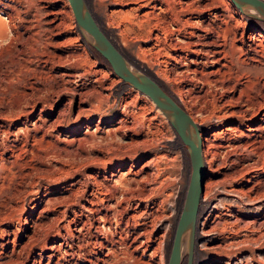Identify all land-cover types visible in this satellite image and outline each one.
<instances>
[{
    "label": "rangeland",
    "instance_id": "1",
    "mask_svg": "<svg viewBox=\"0 0 264 264\" xmlns=\"http://www.w3.org/2000/svg\"><path fill=\"white\" fill-rule=\"evenodd\" d=\"M86 2L100 26L132 63L158 81L169 95L186 104L196 118L201 116L196 112L197 107H211L215 97L220 96L222 91L211 86L206 100L196 98L192 95V83L177 74L172 61L162 56L165 44L157 47L154 33L159 31L163 36L166 30L156 19L163 12L160 17L165 15L169 19L172 11L167 7L160 11V7L165 8L161 0ZM181 3L184 8L189 6V10L182 12L183 16L229 28L230 40L243 49L244 55L235 53L241 54L245 61L232 64V73L227 76L233 78L237 72L250 70L251 87L243 97L260 99L264 95V29L248 21L232 0H175L180 10ZM140 4L144 7L138 8ZM147 11L149 16L145 15ZM254 43L257 51L249 46ZM120 80V76L98 61L82 40L68 0H0V109L13 114L9 120L1 119L0 125L9 124L11 139L18 133L24 140L25 133L28 136L24 143L27 150L21 153L15 165L0 166V201L15 193L13 200H7L10 204L3 205L1 211L17 207L21 208L17 211L23 217L34 216L37 212L26 207L44 205L48 209L43 210L42 218L46 219L60 207V202H80L76 191L84 188L89 197L91 191L104 197L99 201L94 196L90 206L108 213L110 224L106 221L104 226L108 238H114L112 264H166L189 181V156L165 116L156 112L155 103L143 91ZM32 85L38 87L32 88ZM46 96L52 100V107L42 111L39 104L34 107L37 97ZM207 99L210 101L206 104ZM78 100L84 101L85 108L99 106L91 122L84 118L79 128L74 124L55 129L49 126L63 105L69 107L65 117L76 115ZM24 110L26 114L22 113ZM149 115L153 116L150 126ZM120 118L125 119L124 123L134 124L136 131L117 130L113 144L145 141L137 144L132 156L131 147L122 146L126 150L123 153L108 150L107 139H103L105 131L116 128ZM97 122L98 130L95 129ZM221 122L211 117L198 126L201 131L210 132ZM235 123L238 122L235 120ZM0 139L4 140L2 135ZM151 157L156 165L152 161L147 164V170L126 175V180H130H124L123 184L131 185L128 189L119 185L116 175H111V172H125L132 163L136 170L142 161ZM122 163L125 164L122 166ZM205 167L207 181L210 173L206 164ZM150 176H154L153 179ZM104 179L113 186L106 194L100 193L101 186L95 183ZM247 185L244 179L233 184L238 189H246ZM206 189L204 183L196 218L192 264H264V221L261 219L264 198L253 200L247 194L227 191L220 185ZM114 205L121 206L118 223L114 222ZM95 213L94 210L88 220L94 222ZM100 235L105 236L103 232ZM185 263L183 256L180 264Z\"/></svg>",
    "mask_w": 264,
    "mask_h": 264
},
{
    "label": "bare ground",
    "instance_id": "2",
    "mask_svg": "<svg viewBox=\"0 0 264 264\" xmlns=\"http://www.w3.org/2000/svg\"><path fill=\"white\" fill-rule=\"evenodd\" d=\"M161 1L165 8L160 7V11L163 12L166 7L172 11V16H170L169 19H167L165 15L160 17L164 12L159 13L158 18L154 15V17L157 18L156 23H162V27L161 25L160 27L166 30L163 36L159 31L154 33L157 47H159V44H165L163 46L165 51L162 56H166L168 60L172 61L177 74L183 75L184 78L192 83V95L196 98L206 100L209 96L208 91L211 86L212 88L218 87L220 91H222L220 96H214V101H212L213 99L211 100V107L199 106L196 108V112L201 114L200 118H196V115L188 109L186 104H181L196 125L201 121L209 120L211 117H217L222 120L220 125L210 132H203L198 126L202 158L204 165L206 164L208 166L210 173L209 179L206 181L207 178H205L204 180L205 188L211 190L212 186L215 185L216 187V185H220L224 190H236L247 194L253 200L259 199L260 197L264 198V95L260 99L256 96H254L256 98L243 97L247 88L251 87L249 81L250 70L237 72L233 78H230L232 73H230V70L234 66H232V64L238 65V63L245 61L241 55H244L243 49L241 47L238 48L230 40L231 37H229L228 27H223L221 24L209 20L203 21L197 19L193 21L190 15L183 16L182 13L184 10H189L188 5L184 8V4L181 3L180 10L175 6V0ZM141 7H144V5H138V8ZM154 7L155 6L152 5V8ZM195 10L197 9L195 8ZM215 14H213L214 18H217ZM145 15L149 16V12L147 11ZM250 36L255 35L251 34ZM161 41L163 43H159ZM249 46L257 51V45L255 43ZM235 51L241 54L238 52L235 53ZM139 69L143 71L141 67ZM228 74H230L229 77L227 76ZM251 82L253 84V81ZM36 87L38 86L33 87L32 85V88ZM45 88V90L49 91L48 87ZM31 90L34 92L36 91L34 89ZM208 100L209 99H207L206 104ZM78 101L76 115H68L65 117V114L69 111L67 110L69 107L67 108L63 105L56 111L55 117L49 123V126L55 129L64 124H74L79 128L84 118H86V121L91 122V116L94 112H98L99 106L85 108L82 106L84 101ZM184 102H186V100ZM38 104L40 105V111L44 110L45 107L53 106L52 100L48 96L37 97L33 105L35 107ZM151 107L152 105L150 103L149 111ZM26 110L22 111V113L26 114ZM156 112H161L158 107L156 108ZM12 115L13 114L6 111V109H0V120H9ZM152 117V115H149V126ZM235 120L238 122L237 124ZM123 121H125V119L120 118L116 128L106 130L103 139H107L106 148L108 150L115 149V151H122L123 153L126 151L123 150L124 146L126 148L127 146L131 147L132 152L129 154L132 156V154L136 152L135 148L136 146L138 147L137 144H142L145 141L142 140V142L137 139L124 142L123 144H121V142L113 144L112 139L117 130L130 129L136 131L134 124L124 123ZM96 124L97 126L95 129L98 130L100 125L98 126V122ZM19 131L20 130H18V132ZM26 131L28 132V129H26ZM10 134L11 129L9 124L0 125V136L2 135L4 138V140L0 139V166L4 164L7 166L8 163H12L13 166L23 152L27 150L24 144L28 141L26 133V140H24L22 136L20 137L19 133L15 135L16 137L14 139H11L9 138ZM152 161H154L152 157L142 161L136 170L134 169L135 163H132L124 169L125 172L122 171L120 174L111 172V175H116L115 180L117 179L119 185L123 186L124 180L127 179L126 175L133 176V174H137L140 171L143 172L147 164L150 162L152 163ZM124 164L125 163H122V166ZM156 164L155 162V165ZM133 178L135 180V177ZM105 179L103 181L95 180V183L101 186L99 192L103 194L111 190L112 186L111 184L108 185ZM239 179H244L246 181L248 184L246 189H238L233 186L234 182H237ZM109 180L111 179L109 178ZM129 180L126 181L128 182ZM144 180H147V178L145 177ZM128 185L124 186L127 187ZM83 189H81V192H75L80 195V202L73 203L69 202L70 200L68 203L60 202L61 204H65H60V207L54 209V214L50 217H46V219L42 218L43 210L48 209V207L44 205L42 207L40 206V208L37 205L36 207L34 205H28L26 207V209L29 208V210L31 209L37 212L34 216L23 217V215L17 211V209L21 211V208L17 207L5 210V212L1 211L3 205L10 204L15 193L14 195H8V199L0 201V264H85L86 262H91L92 264H98V262H100V264H112L110 254L113 252L114 247L112 248V244L114 238H108L107 234H105L107 233V227L104 226L106 221L110 224V220L107 216L108 213L106 211L103 212V210L101 211L100 207L90 206L91 203H94V196L96 199L98 198L99 201H103L104 197L100 198L92 191L90 192L92 196L89 197L86 193V189ZM67 196L68 195H66V197ZM49 198L53 200L54 197L52 199L51 197ZM58 198L60 199V196ZM115 200L119 202L117 199ZM120 207L115 205L113 207L115 223H118L121 218ZM94 210L96 211L95 223L88 220L89 215L94 212ZM67 211L69 212L66 213ZM261 219L264 221V215H262ZM102 232L105 235L103 237L100 235ZM107 245H109L108 248ZM104 248L106 251H103Z\"/></svg>",
    "mask_w": 264,
    "mask_h": 264
},
{
    "label": "water",
    "instance_id": "3",
    "mask_svg": "<svg viewBox=\"0 0 264 264\" xmlns=\"http://www.w3.org/2000/svg\"><path fill=\"white\" fill-rule=\"evenodd\" d=\"M68 2L84 40L109 62L113 72L125 83L143 91L155 103L186 149L190 160L189 181L176 219L166 264H180L183 256L186 257V264H192L196 218L206 178L198 125L158 81L136 67L119 49L100 26L86 0ZM232 2L244 15L264 21V0Z\"/></svg>",
    "mask_w": 264,
    "mask_h": 264
},
{
    "label": "trees",
    "instance_id": "4",
    "mask_svg": "<svg viewBox=\"0 0 264 264\" xmlns=\"http://www.w3.org/2000/svg\"><path fill=\"white\" fill-rule=\"evenodd\" d=\"M248 21H251L253 23H256L258 26H260L261 28L264 29V21L263 20H259V19H255V18H252V17H248L246 15H244ZM81 38L82 40L86 43V45L89 46V48L91 49V52L97 57L98 61L101 62V63H104L106 66H108L111 70V66L109 64V62L96 50L94 49L93 47H91L85 40L84 38L82 37L81 35ZM113 71V70H112ZM121 82H123L122 80H120ZM171 97L178 103L181 105V103L179 102V100L172 94H170Z\"/></svg>",
    "mask_w": 264,
    "mask_h": 264
},
{
    "label": "flooded vegetation",
    "instance_id": "5",
    "mask_svg": "<svg viewBox=\"0 0 264 264\" xmlns=\"http://www.w3.org/2000/svg\"><path fill=\"white\" fill-rule=\"evenodd\" d=\"M186 264V263H185Z\"/></svg>",
    "mask_w": 264,
    "mask_h": 264
}]
</instances>
